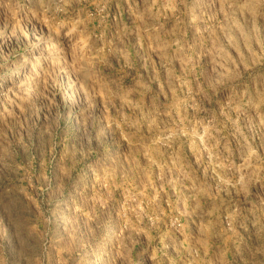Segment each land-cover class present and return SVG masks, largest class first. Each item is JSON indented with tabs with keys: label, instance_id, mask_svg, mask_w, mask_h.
I'll use <instances>...</instances> for the list:
<instances>
[{
	"label": "rangeland",
	"instance_id": "rangeland-1",
	"mask_svg": "<svg viewBox=\"0 0 264 264\" xmlns=\"http://www.w3.org/2000/svg\"><path fill=\"white\" fill-rule=\"evenodd\" d=\"M0 264H264V0H0Z\"/></svg>",
	"mask_w": 264,
	"mask_h": 264
}]
</instances>
